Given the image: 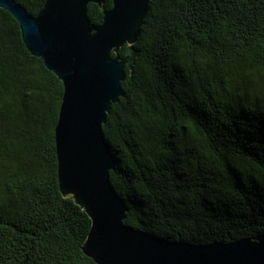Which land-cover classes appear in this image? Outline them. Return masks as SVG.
Here are the masks:
<instances>
[{
  "label": "trees",
  "instance_id": "trees-1",
  "mask_svg": "<svg viewBox=\"0 0 264 264\" xmlns=\"http://www.w3.org/2000/svg\"><path fill=\"white\" fill-rule=\"evenodd\" d=\"M46 1L17 0L35 16ZM112 6L89 3L92 24ZM132 46L103 125L126 223L198 244L264 233V0H151ZM63 94L0 7V264H97L92 219L59 183Z\"/></svg>",
  "mask_w": 264,
  "mask_h": 264
},
{
  "label": "water",
  "instance_id": "water-1",
  "mask_svg": "<svg viewBox=\"0 0 264 264\" xmlns=\"http://www.w3.org/2000/svg\"><path fill=\"white\" fill-rule=\"evenodd\" d=\"M151 0H113L103 22L92 24L88 5L100 0H47L35 16L17 0H0L19 22L29 51L64 84L56 126L58 177L92 219L83 245L97 264H264V233L207 244L173 241L126 223L128 205L110 172L117 159L103 130L113 103L126 95ZM129 43L128 55L113 56Z\"/></svg>",
  "mask_w": 264,
  "mask_h": 264
}]
</instances>
